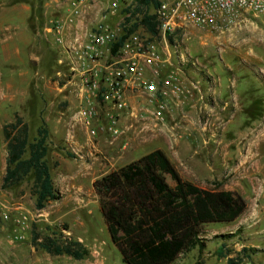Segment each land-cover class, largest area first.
Instances as JSON below:
<instances>
[{
    "label": "rangeland",
    "instance_id": "obj_1",
    "mask_svg": "<svg viewBox=\"0 0 264 264\" xmlns=\"http://www.w3.org/2000/svg\"><path fill=\"white\" fill-rule=\"evenodd\" d=\"M44 1L42 20L38 17L29 26H35L32 43L26 50L19 39L11 46L22 52L24 63L27 60V76L22 85L7 91L13 100L5 103L0 132L17 117L28 125L30 135L36 136L43 125L47 128L49 165L62 199L40 212L35 208L31 181L2 190L6 203L24 207L21 212L29 217V227L23 230L16 224L21 212L13 211L10 223L0 221V264H84L39 250L33 240L36 235L37 244L44 238L81 243L90 253L86 259L90 263L124 264L111 241L94 183L155 150L165 152L184 180L208 191L233 192L248 206L234 223L204 226L206 249L202 253L195 249L175 264H227L218 257L223 246L230 258L246 249L250 252L244 264H264V181L260 167H245L256 139L263 138L259 150L264 152V17L246 14L223 31L190 28L173 36L169 55L162 56L169 57L179 70L191 96L173 101L165 122L159 123L147 112L152 110L147 98L140 95L143 105H136L138 117L130 109L121 119L124 136L116 141L104 135L90 140L79 119V80L72 75L64 51L46 32L55 19L65 17L69 0ZM108 6L105 1L87 11L80 22H85L88 32ZM146 12L137 6L109 23L115 27L130 15L129 24H139ZM19 22L9 25L23 33L25 26ZM76 27L67 29L69 42L72 30L80 31ZM137 31L146 34L142 28ZM89 142L99 146L93 150ZM79 174L81 181L74 177ZM169 184L173 185L171 180ZM16 235L23 240L15 241Z\"/></svg>",
    "mask_w": 264,
    "mask_h": 264
},
{
    "label": "trees",
    "instance_id": "obj_2",
    "mask_svg": "<svg viewBox=\"0 0 264 264\" xmlns=\"http://www.w3.org/2000/svg\"><path fill=\"white\" fill-rule=\"evenodd\" d=\"M44 0H7L8 6L27 4L31 7L29 26L38 17ZM146 13L139 24L125 29L128 34L142 28L151 37L158 35L153 11L157 0H137ZM40 9V10H39ZM124 11L122 14H127ZM128 23L130 22L127 21ZM34 26V25H32ZM35 27V26H34ZM34 27L31 29L34 30ZM126 36L115 46V54ZM8 143L7 169L3 189H15L27 180L33 185L35 208L44 211L49 203L59 202L61 194L55 187L49 165V131L43 125L36 136L30 135L27 124L19 117L3 130ZM69 158H74L69 155ZM169 180L173 185L169 184ZM100 209L111 241L124 264H175L191 251L206 249L202 230L206 225L231 224L247 211L245 200L228 191H208L182 178L177 168L162 150H155L120 170L111 172L94 183ZM34 244L48 255L66 256L76 261L86 260L90 253L77 241L44 238L36 235ZM219 252L227 264H244L249 250L236 258ZM196 264H202L197 262Z\"/></svg>",
    "mask_w": 264,
    "mask_h": 264
},
{
    "label": "built area",
    "instance_id": "obj_3",
    "mask_svg": "<svg viewBox=\"0 0 264 264\" xmlns=\"http://www.w3.org/2000/svg\"><path fill=\"white\" fill-rule=\"evenodd\" d=\"M108 1L102 19L87 32L84 40L69 42L67 29L78 25L92 7ZM153 11L158 35L151 37L131 29L126 15L122 23L112 26L109 22L123 11L139 6L137 0H69L63 19H55L46 30L65 53L72 75L79 80V119L90 140L100 135L116 141L124 136L121 119L130 111L128 92L133 91L147 98L148 114L164 123L170 104L186 99L192 92L180 79L179 70L164 58L169 55V40L190 28L223 31L239 22L246 14L264 17V0H157ZM129 14V13H128ZM126 39L114 54L121 38ZM167 52V53H166ZM8 143L0 132V221L10 223L12 212L25 211L21 204H8L2 197L3 179L7 169ZM16 224L28 229L29 217L23 212ZM15 241L23 240L16 235Z\"/></svg>",
    "mask_w": 264,
    "mask_h": 264
},
{
    "label": "crops",
    "instance_id": "obj_4",
    "mask_svg": "<svg viewBox=\"0 0 264 264\" xmlns=\"http://www.w3.org/2000/svg\"><path fill=\"white\" fill-rule=\"evenodd\" d=\"M6 1L7 0H0V116L4 111L5 103L9 100H13V97H8L7 91L10 90V87L12 86L22 85L24 77L27 76V71L24 68V65L27 63V60L24 63L23 59H21L22 52L20 50H12L11 46L17 39H19L20 41H24L23 50H26L28 45L32 43L33 40V34L29 27L31 7L27 4L8 6L5 4ZM17 20L25 26V29H23V33H18L19 30L16 27H12L11 25H9V23H14ZM76 28H78L80 31H77L75 29L72 30V40L75 38H82L83 33L88 32V27H85V22H80ZM139 98L140 96L137 93H134L133 91L128 92V100L132 112L131 115L135 118L138 117V110L136 109V105H143V102L139 100ZM191 107L195 108L196 105L192 104ZM187 108L188 106H186L183 110H188ZM141 112H143V110ZM184 115L187 116L186 113ZM262 140L263 138L256 139L255 145L250 148V154L252 158L247 159L245 167L247 169L260 167V177L264 181V152L262 150H259L263 143ZM89 146L93 150H96L99 144L95 145L93 143H90ZM254 155L255 158H253ZM79 176L81 175H74V177L78 181H81V177ZM250 177L253 178V176ZM79 241L81 242V240ZM9 245L11 250L13 248L11 247L12 243L9 242ZM252 248L256 247H254L253 245ZM10 256H12V254ZM80 262H83L84 264H100L99 261H94L90 263L87 260H83Z\"/></svg>",
    "mask_w": 264,
    "mask_h": 264
}]
</instances>
